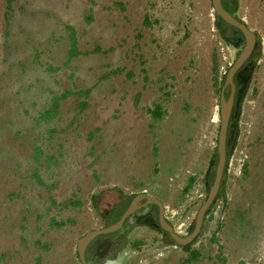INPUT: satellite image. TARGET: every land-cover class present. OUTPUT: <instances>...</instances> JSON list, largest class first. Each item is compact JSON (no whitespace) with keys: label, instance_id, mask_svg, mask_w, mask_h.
<instances>
[{"label":"rangeland","instance_id":"374dc122","mask_svg":"<svg viewBox=\"0 0 264 264\" xmlns=\"http://www.w3.org/2000/svg\"><path fill=\"white\" fill-rule=\"evenodd\" d=\"M234 2L257 43L199 257L151 209L93 240L101 264H264V0ZM216 21L211 0H0V264H82L78 240L106 226L115 188L129 203L158 197L177 231L194 229L218 160L220 80L245 43Z\"/></svg>","mask_w":264,"mask_h":264},{"label":"water","instance_id":"95a60500","mask_svg":"<svg viewBox=\"0 0 264 264\" xmlns=\"http://www.w3.org/2000/svg\"><path fill=\"white\" fill-rule=\"evenodd\" d=\"M215 14L225 20L226 23L238 28L245 39V43L240 53L238 54L235 61L231 64L228 71L224 84L220 93V130L218 136V160L215 170V176L213 183L210 187V191L205 202L201 205L194 229L188 234H182L177 231L174 225L169 221L166 216V208L164 202L158 197L151 195L147 192L138 193L133 197L130 204L123 212L121 217L101 228L92 229L82 235L78 240L77 252L79 259L82 264H91L88 262L86 252L90 244L100 235L110 234L121 230L126 220L135 212L149 205H157L159 208L158 219L161 229L168 232L173 241L180 246H184L192 243L200 234L203 228L204 220L207 211L211 208L221 188L222 178L225 174V168L227 164V140H228V129L231 120L233 107L235 104L236 95V83L235 76L246 64V62L252 56L256 43L257 35L243 20L232 14L223 4L222 0H211ZM230 87L229 95L226 94L227 88Z\"/></svg>","mask_w":264,"mask_h":264},{"label":"trees","instance_id":"16d2710c","mask_svg":"<svg viewBox=\"0 0 264 264\" xmlns=\"http://www.w3.org/2000/svg\"><path fill=\"white\" fill-rule=\"evenodd\" d=\"M223 1V4L224 6L232 13L236 16V3L234 2V0H222ZM216 18H217V21H216V25L217 27L219 28L220 31H224L225 35H227L226 31H237L240 36H243L242 32L228 24L225 22V20L223 18H221L220 16H218L216 14ZM148 19V17H146V20ZM230 37L227 36L226 37V40L229 41V43H231L232 41L229 39ZM77 53V47L75 45V38H74V43H73V47H72V50H71V55H74ZM249 61V60H248ZM248 61L246 62L245 65H247ZM244 65V66H245ZM243 66V67H244ZM242 69V68H241ZM214 72H215V80L217 82L218 78H217V74H218V64L214 65ZM225 77H226V73L223 74L222 76V79L220 80L222 86L224 84V81H225ZM235 83H236V95H235V104H234V107H233V111H232V115H231V120H230V124H229V129H228V140H227V164H226V168H225V172L227 171L228 169V164H229V160L232 156V153H233V150L235 148V145H236V138H237V134H238V119H239V116H240V113H241V107H242V102H243V99H244V96H245V93L247 91V87L243 86V83L240 81L239 79V72L236 74L235 76ZM222 86L220 87V90L222 89ZM230 93V87L227 88L226 90V94L229 95ZM57 102H54L51 109L49 108L48 110H46L44 113H42L41 115H43L44 117H50V113L51 111L55 112L56 108H57ZM162 107L160 105H156V107L154 109L151 110V114L155 115V118L157 119H160L161 116H162ZM161 112V113H160ZM233 136V138H232ZM195 178L194 177H191L189 179L190 181V185H192V183L194 182ZM213 180V179H212ZM115 190L118 192H120L122 194L121 198L119 196H117L115 202H114V205H112L109 209H106L103 211V216H104V220L106 222V225H109L111 223H114L115 221H117L121 215L123 214V212L126 210V208L128 207L129 205V199L127 198V196H123V192L118 189V188H115ZM113 191L114 190H107L105 191L103 194H104V199H111L109 198L111 195L113 196ZM111 196V197H112ZM220 196H223L224 198L226 197L225 196V192L222 190V186L220 188V191L217 195V198L220 197ZM97 195H93L92 196V199L94 200V205L96 206V208H98V205H97ZM120 198V199H119ZM73 204H76V205H80L81 202L79 201H72ZM151 209H156L155 212H154V215H153V219L154 221L157 223V226L158 228L160 229L161 233L165 234V235H168L170 237V239L173 241V239L171 238V236L169 235L168 232L164 231L163 229H161L160 225H159V219H158V213H159V208L157 205H149L145 208H142L141 210L133 213L125 222L123 228L121 230H119L118 232H114V233H111V234H107L105 236H111L112 234H115L117 233L118 236H120L123 232V229L124 228H127L129 226V223H130V220L131 218H133L135 215L137 214H140L142 212H148L149 210ZM97 240V239H96ZM95 240V241H96ZM197 240V238L190 244H187V245H184L182 246L184 249L186 250H189L191 251V247L192 245L195 243V241ZM174 242V241H173ZM94 243V242H93ZM93 243L90 244V246L88 247L87 249V252H86V257H87V260L89 263L91 264H101L99 261H100V258H98L96 256V254L94 253L95 252V249L93 247ZM175 243V242H174ZM144 244V241L143 240H134L132 242V246H134L136 249H139L142 245ZM176 244V243H175ZM200 255V252L198 251H191L190 253V257H189V260H195L199 257ZM107 258H110V257H105L103 258L104 260H106ZM102 261V259H101ZM223 261L225 262V258H223ZM241 264H245V263H241Z\"/></svg>","mask_w":264,"mask_h":264},{"label":"flooded vegetation","instance_id":"af4514ba","mask_svg":"<svg viewBox=\"0 0 264 264\" xmlns=\"http://www.w3.org/2000/svg\"><path fill=\"white\" fill-rule=\"evenodd\" d=\"M130 204V203H129ZM141 210V209H140ZM118 232V231H117ZM111 234V233H110ZM115 234H117V233H115ZM116 244V243H115ZM114 247H115V245H113ZM108 260H109V258H107L106 260H105V262L107 261L108 262ZM106 262V263H107Z\"/></svg>","mask_w":264,"mask_h":264}]
</instances>
